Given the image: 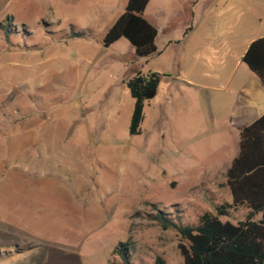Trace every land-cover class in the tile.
Here are the masks:
<instances>
[{"label": "rangeland", "instance_id": "rangeland-1", "mask_svg": "<svg viewBox=\"0 0 264 264\" xmlns=\"http://www.w3.org/2000/svg\"><path fill=\"white\" fill-rule=\"evenodd\" d=\"M127 1L0 0V264H184L188 240L157 209L193 224L232 201L226 61L185 64L181 44L211 0H150L158 52L144 57L125 37L103 43ZM218 4L213 16L264 27V0ZM150 70L159 90L132 134L127 83Z\"/></svg>", "mask_w": 264, "mask_h": 264}, {"label": "trees", "instance_id": "trees-1", "mask_svg": "<svg viewBox=\"0 0 264 264\" xmlns=\"http://www.w3.org/2000/svg\"><path fill=\"white\" fill-rule=\"evenodd\" d=\"M149 1L128 0L125 11L106 32L104 45L125 37L138 56L157 53L159 30L144 15ZM243 61L264 83V36L251 42ZM161 78L158 71L150 70L139 71L129 79L127 84L135 99L132 134L141 132L145 103L158 93ZM239 136V151L226 171L224 183L230 189L231 202L215 204L216 213L205 211L193 224L183 223L180 215L177 221L170 213L157 209L155 219L163 228H175L188 240V244H179L184 264H264V114L242 126ZM239 206L249 209L243 220L234 223L220 218ZM156 263L169 264L162 257H157Z\"/></svg>", "mask_w": 264, "mask_h": 264}, {"label": "crops", "instance_id": "crops-1", "mask_svg": "<svg viewBox=\"0 0 264 264\" xmlns=\"http://www.w3.org/2000/svg\"><path fill=\"white\" fill-rule=\"evenodd\" d=\"M218 5V0H211L197 22L187 25V32L185 30L181 40L183 52L187 53L183 59L185 64L190 62L198 64L200 61L203 63V55L207 54L211 60L220 57L226 61L224 87L232 93V99L223 124L239 136L242 126L264 114V83L243 61V55L251 42L264 36V27L260 29L256 25L255 27L245 25L243 16L225 14L213 16L212 13L216 11ZM219 8H224V4ZM258 19L261 21V17ZM192 54L194 57L190 58ZM232 59L234 62H231ZM183 78L190 84L212 87L207 83L192 80L189 73ZM238 151L239 145L233 158Z\"/></svg>", "mask_w": 264, "mask_h": 264}]
</instances>
